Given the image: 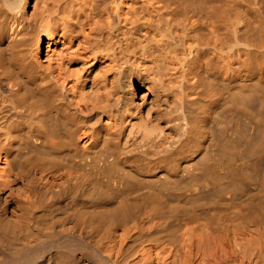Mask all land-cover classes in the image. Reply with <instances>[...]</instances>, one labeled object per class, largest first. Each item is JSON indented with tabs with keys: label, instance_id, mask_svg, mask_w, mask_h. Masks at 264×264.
I'll return each mask as SVG.
<instances>
[{
	"label": "bare ground",
	"instance_id": "1",
	"mask_svg": "<svg viewBox=\"0 0 264 264\" xmlns=\"http://www.w3.org/2000/svg\"><path fill=\"white\" fill-rule=\"evenodd\" d=\"M0 264H264V0H0Z\"/></svg>",
	"mask_w": 264,
	"mask_h": 264
}]
</instances>
